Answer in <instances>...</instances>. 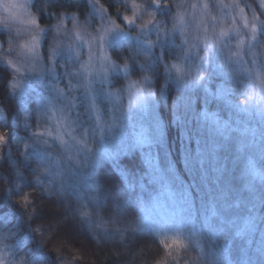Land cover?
Masks as SVG:
<instances>
[{
	"label": "trees",
	"instance_id": "16d2710c",
	"mask_svg": "<svg viewBox=\"0 0 264 264\" xmlns=\"http://www.w3.org/2000/svg\"><path fill=\"white\" fill-rule=\"evenodd\" d=\"M124 2L101 0V5L110 9L106 16L114 20L120 16L115 8ZM242 2L255 6V0ZM170 3L172 9L157 10L161 26L167 24L169 28L179 0ZM90 5V0L30 3L31 14L47 30L42 47L45 61L59 17L75 16L89 30L96 26ZM124 11L121 7V14ZM9 39L0 35V130L7 133V142L0 145V229L25 262L34 264L41 258L43 264H153L164 256L160 239L179 234L186 245L179 264H264V157L254 149L243 148V138L236 131L226 129V134H221L213 123L200 118L204 110L215 113L222 122L230 121L234 111L226 99L197 91L184 92L167 81L163 65L178 60L180 51L176 45L157 44L153 50L156 64L150 73H145L153 78L162 140L135 146L126 154L98 162L94 168L91 181L96 210L108 230V235L98 238L84 227L79 205L70 197L64 198L41 171L46 161L31 152L22 153L29 135L24 128V115L29 112L32 121L35 106L31 101L24 111L11 94L13 72L1 62L2 56L10 54ZM156 39L153 35L150 40ZM141 47L134 38L125 37L110 46L108 53L111 60L122 63ZM161 49L166 56L164 61L157 59ZM136 55L138 62L143 63V57L138 52ZM142 74L137 68L127 80H138ZM127 80L114 76L111 87ZM249 160L262 177L252 179ZM165 187L174 195L188 194L196 211L192 224L198 231L162 216L160 209L163 211L164 205L160 206L157 199ZM25 193L29 194L30 203L23 202ZM156 210L157 214H152ZM213 211L217 217H202L204 212L212 215ZM143 216L149 221L146 228L140 227ZM250 217L255 218L256 231L237 236L235 233Z\"/></svg>",
	"mask_w": 264,
	"mask_h": 264
},
{
	"label": "rangeland",
	"instance_id": "374dc122",
	"mask_svg": "<svg viewBox=\"0 0 264 264\" xmlns=\"http://www.w3.org/2000/svg\"><path fill=\"white\" fill-rule=\"evenodd\" d=\"M32 1L33 0H0V35L4 34L7 38H10V41L16 43L15 46H18L20 42L30 40L32 35L38 34L39 37V45L37 48L39 57L35 62L36 67L34 69L30 70L31 60L26 56L18 55L17 51H9V55L2 56L1 58L2 64L13 72L12 81H19L20 86L16 89L10 87V91L11 94L17 98L23 110H27L31 101L34 102L33 106H35V110L32 117L33 120L31 121L29 112L26 111L24 115V128L29 134L24 144H29L31 146L27 151L31 152L36 157H41L40 153H51L53 158L59 157V167H57L54 159H48L47 157L43 158L46 161V167L51 168V174L46 175L50 177L56 189L64 198L70 197L79 205L81 209L80 218L89 233L94 237L103 238V236L108 235V230L105 228L106 224L103 221L104 219L99 211L96 210L97 199L94 195L91 181L94 168L98 162L126 154L135 146L152 145L162 140L163 129L157 115V104L153 98L149 101L147 112H141L137 109H133L129 112L126 108L127 94H125L123 101L125 107L118 108L112 105L104 96V88L106 86L99 81L98 77H95V72L93 71L89 79L93 80L92 87L95 95V102L101 110L102 120L105 125L103 131L96 127L95 116L88 110L91 101L85 89L79 87L76 88L74 92H70L68 89L69 81L75 84L82 79V76L78 77L75 75V71H77L79 67L76 58L74 56L70 58L68 52L61 51L54 60L48 59L51 54V49L55 46V40L58 38L67 40V36L63 31H61L58 36L56 27L53 28L48 57L47 61H45L42 56V47L47 30L44 29L43 32L37 33L35 26L21 22L26 20L28 15H32L29 9ZM141 1L146 2V0ZM187 2H198V0H187ZM208 2L214 4L215 0H208ZM90 11L92 17L96 18L97 24L92 30L87 29V31L93 32L109 17H107L106 14L98 13L93 8L92 4L90 5ZM159 11L161 12V10ZM189 11H191V9H189ZM211 12L213 15L220 14L215 8H213ZM249 15H251L250 11ZM145 18L146 15L139 17L137 23L143 22ZM69 20L70 24H68ZM64 23L67 25L66 33L71 35L73 28L71 18L68 17ZM229 23L230 20L225 19L223 26L227 27ZM220 26L219 24L217 25V31H219ZM189 30L192 32V35H196L195 24H192ZM129 31H134V29L129 28ZM209 31H211V22H209ZM200 33L203 34V29L200 30ZM153 35L157 36L155 31L149 32V35L142 38L151 39ZM125 37L132 36L122 35L119 39L110 36L107 45L108 49ZM169 39L171 41L170 44L176 45L180 51V56L174 63L180 64L186 72L191 70L194 74L195 65L198 63V56L204 54L203 44H200L199 48L190 49L189 56L185 58L183 49L187 48L188 45H182L180 32L177 31L175 36ZM65 43H67V41H65ZM231 43L234 47V35L232 36ZM1 48L2 43L0 42V49ZM108 49L106 54L109 57ZM82 52L84 54L80 57V60L87 61L88 48H83ZM245 58L248 60L249 66H251V58L247 56V49L245 50ZM8 60H11L12 65L15 67L9 65V63H7ZM93 63L95 68L98 69L99 60L95 59ZM218 64H225L227 67L220 69ZM40 65H43L42 69H40ZM16 67L21 68V71H15ZM50 68H54V74L49 71ZM234 68H236V65L228 63L227 53L225 52L224 54L211 56L208 64H202L205 80L201 85L187 87L177 85L175 80L169 79L168 76L167 81L172 82L173 85L184 92L197 91L198 94H206L203 87L204 84H207L213 92L216 91L217 87L227 90L228 96L226 102L229 107L233 109L234 117H230V121H223L226 126L220 131L221 134H226V129L229 131H236L238 133L237 135L243 138V148L250 150L254 149L259 153V156L264 157V89H261L258 83L249 81L247 76L242 73L236 74L233 79L229 80L224 72ZM81 71L82 75H87L86 72H83V70ZM114 76H123V74L119 72H109L108 79L110 84L107 85V87L113 88L111 87V79ZM173 76H175V72H173ZM126 84L127 81L124 85L126 86ZM54 85L63 87L69 95H75L77 105L75 108L71 109V116L79 126L77 132L82 133L85 130L87 132V147L83 151H73L71 156L65 153L55 141L49 140L48 145H42L38 141L39 139H43V137L38 138L34 135L37 127L43 128L49 123L44 114L48 113L50 106L55 108L58 105L66 104L65 99L56 95L53 88ZM121 86L114 88H119ZM249 95H251V99L248 98ZM202 112H204V110L201 111V113ZM200 118H202L201 114ZM113 120L115 123H113ZM207 121L212 123L210 120ZM141 128L147 130L151 141L150 143H137L136 136ZM24 152L25 150L23 148L22 153ZM77 161H79V163H77ZM248 164V170L250 171V175H252V179L263 176L252 167L253 163L251 160L248 161ZM163 192L164 191L159 192V197L157 199L160 206L164 205V210L162 211L160 209L162 216L165 219L178 220L180 225L188 226L191 230L198 231V228L194 227L192 224L196 216V211L192 201L187 197L188 194L179 193L169 198L167 195H162ZM205 204L208 203L206 202ZM205 212L202 215L205 219L217 217L216 215L212 216ZM152 214H157V210ZM147 226H149V221L146 216H143L140 221V227L146 228ZM255 231L256 228L252 233ZM250 233L251 232L247 233V235ZM260 236H262V234H260ZM258 239V241H260L261 238ZM41 260L40 258L39 261ZM21 261H23V264H28L17 254V247L15 244H10L8 242V235L0 229V264H20Z\"/></svg>",
	"mask_w": 264,
	"mask_h": 264
},
{
	"label": "snow or ice",
	"instance_id": "6c2138e0",
	"mask_svg": "<svg viewBox=\"0 0 264 264\" xmlns=\"http://www.w3.org/2000/svg\"><path fill=\"white\" fill-rule=\"evenodd\" d=\"M90 3L98 13L107 14L110 11V9L104 8L101 5V0H90ZM129 5L131 7V15L128 14ZM121 7L125 9L123 14H121ZM149 8L152 10L149 11ZM172 8L170 0H146L144 4L138 3L137 0H125L123 5L115 8V11L120 13V16L114 20L111 18L106 19L93 32H88L87 25L81 24L75 16H72L71 22L73 28L71 35L66 33L67 25L64 23L68 19L67 14L57 19L55 26L56 33L59 36L61 31H63L67 36V40L56 39L55 46L51 49L48 59L54 60L61 51L68 52L70 58L73 56L76 58L79 67L75 71V75L78 77L82 76V79L75 84L69 81L68 89L70 92H74L79 87L85 89L91 101L88 110L95 116L96 127L101 129V131H103L105 125L102 120L101 110L95 102L92 87L93 80L89 79L93 71L95 72V77H98L99 81L106 86L104 88V96L112 105L118 108L125 107L123 101L125 94H127L126 108L129 112L133 109L147 112L149 101L156 95L152 87V75L145 74L150 73L152 66L156 64V60L153 59V50L157 44H162L163 42L169 44L171 42L169 38L174 37L177 31L180 32L182 45H188L187 48L183 49L185 58L189 56L190 49L199 48L200 44H203L204 53L202 56H198V63L195 65L194 74L191 70L186 72L180 64L164 63L165 74L169 79H174L177 85L185 87L201 85L205 80L202 64H208L211 56H217L226 52L228 63L236 65V68L224 72L229 80L233 79L236 74L242 73L247 76L249 81L258 83L260 88L264 89V16L261 15V13H264V0H255V6L245 5L242 0H215L214 4L209 3L208 0H198V2L192 3H188L187 0H179V3L175 5V11L170 17L171 28L167 24L161 26V21L157 19V10L162 11L163 9ZM213 8L220 14L213 15L211 12ZM249 10H251V15H249ZM145 15L147 18L143 19V22L137 23L138 18ZM225 19L230 20L227 27L223 26ZM21 22L35 26L37 33L44 31L33 15H28V18ZM209 22H211V31H209ZM192 24H195L196 35H192V32L189 30ZM218 24L221 25L219 31H217ZM129 28L134 29V31H129ZM201 29H203V34L200 33ZM151 31L156 32L157 39L155 41L142 38L149 35ZM122 35H131L142 47L137 49L126 61L116 63L106 54L107 45L110 36L119 39ZM233 35L235 36L234 47L231 43ZM38 45L39 37L37 34L32 35L30 40L20 42L18 46H14L9 41V50L17 51L18 55L28 57L32 62L30 68L32 70L36 67L35 62L39 57V53L37 52ZM85 47L88 48V59L87 61H81L80 57L84 54L82 49ZM246 49L247 56L251 58V66H249L248 60L245 58ZM137 52L143 57V63H139L135 58L137 57ZM95 59L99 60L98 69L95 68L93 63ZM157 59L161 61L166 59L162 49ZM116 60L120 59L117 58ZM7 63L12 65L11 60H8ZM12 66L15 67L14 65ZM39 67L42 69L43 65ZM218 67L224 69L227 65L218 64ZM137 68L143 73L139 76L140 78L138 80H127L129 76L136 73ZM81 70L86 72L87 75H82ZM15 71L20 72L21 68L16 67ZM49 71L54 74L55 70L54 68H50ZM109 72L122 73L124 79L127 80L126 86L123 84L119 88L107 87L110 84L108 79ZM173 72H175V76H173ZM19 86V81L13 80L10 82L12 89H16ZM203 87L205 93L210 97L226 99L228 96V91L223 88L217 87L216 91L213 92L207 84H204ZM53 88L57 96L66 100V104L58 105L55 108L50 106L48 113L44 114L49 123L43 128L37 127L34 135L38 138L43 137V139H39L38 141L42 145H48L49 140L55 141L65 153L71 156L73 151H83L87 147V132L85 130L82 133H78L77 129L79 126L71 116V109L77 105L75 95H69L59 85H54ZM161 89H163V86H161ZM248 98L251 99V95ZM188 106L187 104L185 105L186 108ZM201 116L203 119L210 120L216 125L218 130H222L226 126L215 113L204 111L201 113ZM178 119H180L179 116ZM113 123H115L114 120ZM136 140L139 144L151 142L147 130L144 128H141L137 133ZM6 142L7 133L4 130H0V145ZM29 147H31L29 144L23 145L25 151ZM40 155L42 159L44 157L54 159L57 167H59V157L53 158L51 153H40ZM41 171L45 174H51L50 167H44ZM36 182L38 184L41 182L39 177L36 178ZM162 195L172 198L174 194L165 187ZM22 200L25 203H30L29 194L25 193ZM212 215H216L215 211H213ZM255 227V218L250 217L235 234L237 236L246 235L254 231ZM213 235H216V233L214 232ZM159 242L164 249V256L155 260L153 264H170V261L171 264H179L180 254L186 247L180 235L177 234L173 237L166 236L160 239ZM20 264H23V261ZM34 264H43V261H37Z\"/></svg>",
	"mask_w": 264,
	"mask_h": 264
}]
</instances>
